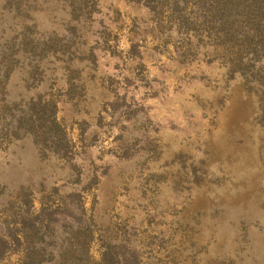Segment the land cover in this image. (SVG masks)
<instances>
[{"label":"rangeland","instance_id":"374dc122","mask_svg":"<svg viewBox=\"0 0 264 264\" xmlns=\"http://www.w3.org/2000/svg\"><path fill=\"white\" fill-rule=\"evenodd\" d=\"M0 237L264 264V0H0Z\"/></svg>","mask_w":264,"mask_h":264},{"label":"trees","instance_id":"16d2710c","mask_svg":"<svg viewBox=\"0 0 264 264\" xmlns=\"http://www.w3.org/2000/svg\"><path fill=\"white\" fill-rule=\"evenodd\" d=\"M42 237H43V239L45 238V236H41V238H38L40 245L43 244ZM33 238H35V237L34 236L26 237L23 235H21V236L19 235V236H15V237L13 236V240H15L16 242H18L19 240L29 241V240H32ZM7 246L8 245H7L6 240L4 238L0 237V259L4 258L5 254L7 253V251H8ZM36 251L37 250H35V249H27V250L22 251L23 252L22 259H24V260L21 263L30 264L31 261H33L35 259H41L42 256H40V252H45V251L38 250V251H40L39 253H37ZM50 253L58 254L57 252L54 253V251H50ZM50 253H47V254L50 255ZM43 254H45V253H43ZM57 256H59V255H57Z\"/></svg>","mask_w":264,"mask_h":264}]
</instances>
